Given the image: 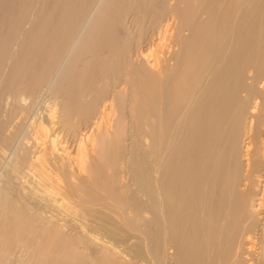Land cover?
Returning a JSON list of instances; mask_svg holds the SVG:
<instances>
[{
  "label": "bare ground",
  "instance_id": "1",
  "mask_svg": "<svg viewBox=\"0 0 264 264\" xmlns=\"http://www.w3.org/2000/svg\"><path fill=\"white\" fill-rule=\"evenodd\" d=\"M0 264H264V0H0Z\"/></svg>",
  "mask_w": 264,
  "mask_h": 264
}]
</instances>
